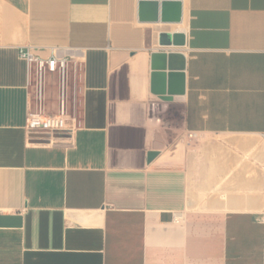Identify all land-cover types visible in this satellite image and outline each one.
<instances>
[{
  "label": "crops",
  "instance_id": "1",
  "mask_svg": "<svg viewBox=\"0 0 264 264\" xmlns=\"http://www.w3.org/2000/svg\"><path fill=\"white\" fill-rule=\"evenodd\" d=\"M142 1L0 0V264H264V0H183L182 48ZM28 46L75 57L71 137H29ZM158 51L184 101L152 94Z\"/></svg>",
  "mask_w": 264,
  "mask_h": 264
},
{
  "label": "built area",
  "instance_id": "2",
  "mask_svg": "<svg viewBox=\"0 0 264 264\" xmlns=\"http://www.w3.org/2000/svg\"><path fill=\"white\" fill-rule=\"evenodd\" d=\"M19 57L27 63L33 76L35 105L29 112L26 125L31 141L49 143L52 138L58 136H73L80 125L75 106L71 110L68 107L71 81L75 80L78 73L75 57H58L57 54H54L51 58L44 59L29 46L19 50ZM72 73L75 75L74 78ZM53 76H58L56 113L48 112L45 104L46 85L48 79ZM72 90L74 91V88Z\"/></svg>",
  "mask_w": 264,
  "mask_h": 264
},
{
  "label": "water",
  "instance_id": "3",
  "mask_svg": "<svg viewBox=\"0 0 264 264\" xmlns=\"http://www.w3.org/2000/svg\"><path fill=\"white\" fill-rule=\"evenodd\" d=\"M143 0L140 4L141 22L168 25L183 22V0ZM161 47L182 48L186 45L183 33L162 32L159 36ZM187 58L183 52L158 51L151 55V92L164 102H181L186 95ZM159 152H149L148 162H153Z\"/></svg>",
  "mask_w": 264,
  "mask_h": 264
},
{
  "label": "rangeland",
  "instance_id": "4",
  "mask_svg": "<svg viewBox=\"0 0 264 264\" xmlns=\"http://www.w3.org/2000/svg\"><path fill=\"white\" fill-rule=\"evenodd\" d=\"M74 73H72V77L74 78L75 75H73ZM53 81L56 80V82H58V76H53ZM53 85V84H52ZM57 108V101L56 99L51 103H49L48 105V109L51 111H56ZM162 118L163 120L167 121H171L170 126L172 129H179L180 128V124H181V118L180 116H175L174 114H165L164 112L162 113ZM200 143L199 139H196L192 142V144H197Z\"/></svg>",
  "mask_w": 264,
  "mask_h": 264
},
{
  "label": "bare ground",
  "instance_id": "5",
  "mask_svg": "<svg viewBox=\"0 0 264 264\" xmlns=\"http://www.w3.org/2000/svg\"><path fill=\"white\" fill-rule=\"evenodd\" d=\"M168 25V24H167ZM165 28V27H164ZM169 28H171V30L173 32H180V33H184L185 32V25L183 23L181 24H175V25H171L169 26ZM168 29V28H167ZM234 161V160H233ZM211 175V174H210ZM217 179V178H216Z\"/></svg>",
  "mask_w": 264,
  "mask_h": 264
}]
</instances>
